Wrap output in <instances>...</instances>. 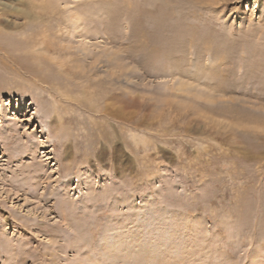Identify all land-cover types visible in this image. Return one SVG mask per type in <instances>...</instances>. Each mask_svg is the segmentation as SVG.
Listing matches in <instances>:
<instances>
[{
	"label": "rangeland",
	"instance_id": "374dc122",
	"mask_svg": "<svg viewBox=\"0 0 264 264\" xmlns=\"http://www.w3.org/2000/svg\"><path fill=\"white\" fill-rule=\"evenodd\" d=\"M196 2L0 0V264H264V0Z\"/></svg>",
	"mask_w": 264,
	"mask_h": 264
},
{
	"label": "bare ground",
	"instance_id": "6f19581e",
	"mask_svg": "<svg viewBox=\"0 0 264 264\" xmlns=\"http://www.w3.org/2000/svg\"><path fill=\"white\" fill-rule=\"evenodd\" d=\"M195 3L196 0H194ZM55 8V7H54ZM44 15V14H43ZM48 15V14H47ZM50 15V14H49ZM48 15V16H49ZM46 16V15H45ZM51 16V15H50ZM76 30V29H75ZM182 44V43H181ZM49 47V46H48ZM47 47H44V50L46 49ZM40 50V49H39ZM42 50V48H41ZM50 51V50H48ZM39 52V51H38ZM121 228V227H120ZM110 230V229H109ZM117 236V235H115ZM118 236H121V235H118ZM116 237V242H117V249H115L116 251H112L113 254L111 255V257L109 256V254H106V252H103L102 251V255L106 258H109L108 261L109 262H106V263H102V264H138V262L136 261V255H130V252L127 251V250H124V245H123V241L121 239L118 240V238L120 237ZM122 238V237H121ZM115 240V239H114ZM133 242V241H132ZM115 246V244H114ZM127 247V246H126ZM130 248V247H129ZM127 249V248H126ZM109 253V252H108ZM142 260V259H141ZM140 260V261H141ZM145 261H141V264L144 263Z\"/></svg>",
	"mask_w": 264,
	"mask_h": 264
}]
</instances>
